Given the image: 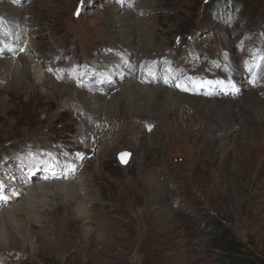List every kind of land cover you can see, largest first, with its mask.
I'll use <instances>...</instances> for the list:
<instances>
[{"label":"rangeland","instance_id":"1","mask_svg":"<svg viewBox=\"0 0 264 264\" xmlns=\"http://www.w3.org/2000/svg\"><path fill=\"white\" fill-rule=\"evenodd\" d=\"M11 10L20 13L21 26L8 25ZM125 10L139 19L133 23L130 53L122 40L110 41L104 22L110 11ZM147 34L157 37L160 50L149 58V69L159 75L164 65L167 73L162 82L172 92L192 93L190 87L200 97L234 100L258 90L264 101V0H0V49L15 44L28 68L26 88L12 85L0 74V218L5 217L11 227L6 229V240L0 239V264H228L225 245L213 227L215 220L229 230L228 238L240 242L244 254L264 264V138L239 140L245 137L241 125L254 127L250 117L236 120L228 129L231 151L223 176L221 160L210 159L206 140L194 135L201 120H209L206 131L223 129L209 116L197 113L189 128L170 121L161 129L162 107H157L155 119H141L121 101L115 106L109 102L106 110L102 100L94 99L104 97L108 88L121 92L127 81L103 78L108 58L124 54L135 75L148 53L137 55ZM108 42L117 49L108 48ZM229 58L230 66L222 61ZM44 64H66L70 78H62L61 73L51 77L52 68L43 69ZM245 72L256 73L250 89L228 84L229 74ZM50 77L62 86L55 88ZM153 77L145 75L150 85L159 84V78ZM240 84L247 86L244 78ZM74 86L93 97L90 107ZM96 111L101 115L91 113ZM126 112L132 119L120 120L121 131H115L114 137L100 129L102 146L93 157L88 147L92 141L87 140L91 130L98 133L100 119ZM156 127L157 133L150 134ZM118 141L124 149L115 145ZM235 148H244L241 153L247 161L241 191L237 179L228 175ZM19 155L28 156V167L30 162L49 164L57 159L75 164L66 179L31 183L28 177L12 178L20 169L18 163L9 165L12 173L4 171L6 157ZM121 157L128 158L125 165ZM199 158L205 160V168H199ZM83 163H87L84 182L89 181L91 188L85 194L75 193L79 203L73 206L56 191L68 182L73 188L80 184L78 167ZM93 167L100 169L97 176H92ZM201 169L207 173L201 174ZM27 188L40 194L37 207L23 205ZM76 217L84 219L78 222L79 229L70 224ZM54 246L57 249L51 252Z\"/></svg>","mask_w":264,"mask_h":264},{"label":"bare ground","instance_id":"2","mask_svg":"<svg viewBox=\"0 0 264 264\" xmlns=\"http://www.w3.org/2000/svg\"><path fill=\"white\" fill-rule=\"evenodd\" d=\"M11 11L13 12V15H12L13 19H10L8 25L11 28L21 26L22 24L20 22V18H21L20 13L15 12L13 10H11ZM106 17L107 18L104 19V22H105V25L110 30V34L108 35L110 41L112 42L113 40H117V42H119V40H122V42H120L122 47L126 48L128 53H130V51H131L130 49H132L134 47L133 43H132L133 41L131 40L132 37L135 36L134 32H133V23H135V24L139 23L138 17H136V16L133 17L130 10H125L121 14H117L114 11H110L109 14H106ZM143 38L144 37L141 38L143 45L141 46V48H139L140 50H139V53L137 55L144 54L146 52H148V53H147V56L143 57V61L137 65L138 67H137V72L135 73V75H132L133 73L131 74V70L129 68H130V65H132V64L128 62V57L125 58L126 56H124V54L119 53L117 56V59H115V60H113V58H108V59L106 58L108 60L106 63V67H104L105 69L101 68L102 69L101 73H102L103 78H105V77H117L118 78L119 77V79L126 78L127 81H126V83H123V84L121 83L122 84L121 85V92H116V91H113L112 88H108L105 92L104 97H102V98L98 97V98H94V99L102 100V108H105L106 110L108 109V107H106V106L108 104H110L109 102H114L113 104L115 106L116 103H119V101H121V104L126 106L127 111L128 110L132 111L133 113H135V115L137 117H140L141 119L142 118H144V119L149 118L151 120L155 119L154 117L156 115V110L158 109L157 107H162L163 109L161 110L160 114H162V116H165V117L164 118L162 117L160 119V123L158 124L159 125L158 128L160 127L161 129H163V125L165 122L170 123V121H174L178 125H185L187 128H189L191 122L195 120L197 113H199L201 115V117L203 115L209 116L211 118V121L215 122L217 124V126H219V127L221 126V128H223V129H216V130L209 129L208 131H206L207 123L209 122V120H207V119L201 120V128L198 132H194V135L200 134L201 137L204 140H206L204 143L207 145L206 146L208 148L207 149V155H209L210 159L221 160V162L223 163V167L221 169V175L224 176V172L227 171L226 170L227 168H226V166H224V163L226 162L227 158H229L228 155L231 151V146L228 142V129L232 125H234L236 120H239L242 122V119L246 116V117L251 118V120H250L251 125L254 124V127H244L245 125L240 126V130H239V131H241L240 133L245 135V137H242L241 139H239L240 141H244V140L247 141L248 139L250 140L253 138L256 139V138H260V137L264 138V101L261 99L260 96H258V94H257L258 90L254 91L256 93H253V91L249 92V93L247 92V94H245V95L243 94L244 96L242 95L243 97H237L234 100L231 99L232 97H230V99H228L226 97H223V98L200 97L199 95H196V94L194 95L193 89L190 87L188 89H190L192 91V93L186 94V93H183L180 91L177 93L172 92L170 90V88L168 87V85H165L162 82V81H164V79H166L165 74L167 73V68L161 64L163 71H159V73L161 72L159 75L155 74L152 70L149 69V65H150V62H149L150 59L149 58L152 57L154 54H156V55L160 54V50H158L157 46L155 45V43L157 41V37L155 35L154 36L148 35L144 39ZM111 42L107 43V46H109L108 48L117 49L114 46L111 47V44H110ZM92 46L93 47L97 46V43L95 42V44ZM15 47H17V46L15 44H12V45H8L7 47H2L0 49V74H2L3 76H5L7 78H10V80L12 81V85H14V86L20 85L21 87L26 88L27 84L25 83V80L28 79V68H27L26 60L21 56L20 53H17V50ZM161 56H162V54H161ZM157 58H155V59H157ZM231 58H229L228 60L223 59L222 61H224V62L226 61L228 66H230V62L232 61ZM122 66H124V67H122ZM41 67L43 69L45 67L47 69L51 67L52 68L51 69L52 74L48 73L51 77L57 76L58 73H61L62 78H64V77L70 78V72L67 71L68 66L66 64H63V65L52 64V66L51 65L47 66L46 64H44V65H41ZM242 68H244L246 70L245 66H243ZM229 69H230V67H229ZM63 73L65 75H63ZM253 74L255 75L256 73H253ZM253 74L250 75V74H248V72H245L244 75H242V74L237 75V74L231 73L228 75L229 76L228 79L230 80L231 83H228V84H231V85H233V87H236L237 86L236 83H238L240 85L241 89L243 88L245 90H248L252 87ZM145 75H149V76L154 75L153 80L159 78V84H154V82H153V84L151 83V85H150L149 81H151V80H149V79L146 80ZM45 76H46V73H45ZM158 76H160V77H158ZM51 77H50V80L49 79L48 80L51 81L52 85H54L55 88L62 86L61 84H56ZM241 78H244V80H246V84H247L246 87H244L243 85L240 84ZM113 79H115V78H113ZM165 83H166V81H165ZM224 83H226V82H224ZM73 88H74L73 91L78 92L81 95V98H83L86 101L88 106L92 104L93 97L90 96L89 93H87L85 91H83V93L80 92L77 89V86L76 87L74 86ZM177 101H182L183 103L177 104L176 103ZM225 105H226V110L223 107ZM169 106L170 107L173 106V108L169 109L170 111H166V113H165L164 109H166L167 107L169 108ZM109 107H111V105ZM251 109L254 110L255 112L257 111V113L260 115V117L255 116L254 115L255 112L253 113V111ZM172 112H173V114H172ZM91 113H93L94 115L95 114L101 115V113L99 111L91 112ZM150 113H154V114H150ZM257 113H256V115H257ZM130 118H131V116H129L127 113V114H120V116H112L110 119H103V120L100 119L99 120V122L97 124V128L99 129L98 133H92V130H91L90 135L87 137L88 141H92L89 143L88 147L91 149V153L93 151V153H92L93 157L94 156L97 157L98 153L100 152V146H102V138H101L102 130L109 131V133L112 132L111 136L114 137L115 135L113 133H115V131H121V121L120 120L126 121V120H130ZM253 118H257V120H254ZM141 119H140V121H141ZM115 124H117V125L114 126ZM158 128L156 127L155 131L150 132V134L157 133ZM177 128L180 129V127H177ZM100 129H102V130H100ZM109 133H108V135H109ZM94 134H95V136H94ZM170 136L174 137L173 134ZM179 137H181V134L179 135ZM115 139H117V137ZM212 139H213V141H212ZM108 140H110V137H107L106 145L109 142ZM210 142H212V145H210ZM150 143H154V140H151ZM115 145L116 146L119 145L121 149H124L122 147L123 146L122 142H120V141L115 143ZM211 146H212V148H211ZM234 146H233V148H234ZM44 149H49V148L44 147ZM40 150H42V149H40ZM205 150H206V148H205ZM238 150H239V152H238ZM243 150H244V148H242L241 150H240V148H235L234 152H235L236 158H234V163L231 166V169L228 171V175L230 176L231 180L234 178L237 179L236 181L238 183L240 191L242 190V181L245 179L243 166L245 167V165H247V161L244 157V154L241 153ZM81 151H83V150L81 149ZM60 153H61L60 151H57V154H60ZM69 153L71 155H75V152H73V153L69 152ZM77 153H80V152H77ZM7 155H9V153ZM65 156L67 157V155H65ZM248 157H249V155H246V158H248ZM8 158L9 157L7 156L5 159V162H3L4 164L7 163L6 167L3 166L4 171L8 172V173L9 172L12 173L13 169H11V167L16 166L18 163L17 167H19V164H20V169L19 168L15 169V171H14L15 174L12 175V178H19V177H25L26 178V177H28L27 179L31 180V183H32V181L40 180V179L42 180L43 178H45L48 181L57 180L58 177L66 179L68 177L67 175H68L69 170L75 164V163H73L74 161L71 159H69V160H65V159L64 160H58L57 159V161L55 163L48 162L49 164L42 163V162L37 163L36 161H35V163L30 162L29 163V165L31 167L30 168L25 163V159L28 158L27 155H25V156L19 155L18 157L13 156V157H10L9 159ZM67 159H68V157H67ZM199 160H200V162L198 163ZM8 161H10V162H8ZM23 161L25 163L24 166L22 165ZM97 163H98L97 165H100L99 159L97 160ZM197 163H198L199 168H205V160L203 158L197 159ZM81 165H82V167L80 169L78 167V173H79V176H81L79 178V179H81L80 184L78 186L75 185L76 187L73 188L70 184L71 182H68L67 184L62 185L60 192L56 191L57 195L62 194V195H65L66 197H68V199H69L68 204L70 203L73 206H76L77 203H79L78 197H76L75 193L85 194V191H87L86 193H88V191H90L89 189L91 188V186L89 185L90 182L89 181L84 182L86 178L85 179L83 178L85 175L84 172H85V169H86L85 167L87 166V163H86V165L84 163ZM35 168L39 169L37 171H41V173L43 175L36 174V172L34 171ZM96 168H94V167L92 168V170L95 169V171H93L94 173L92 176H97L98 172L100 171V169L97 170ZM198 171L201 174L207 173V170H203V169L198 170ZM256 175H257V172H254V178L256 177ZM35 177H36V179H32ZM11 182H13V181H11ZM36 182L38 183V181H36ZM22 184L19 186V188L23 186ZM52 186H55V184L50 185V187H51L50 189H53ZM26 187L27 186L24 185V188H26ZM36 187H39V186H36ZM11 193L12 192H10V194ZM14 194L15 193H13V195ZM39 195L40 194L38 193L37 189L27 188V192H26V195L24 198L25 201L23 203L24 206H27L26 209L27 208L29 209V207L30 208L34 207L35 204L40 201L39 199H41V198L39 197ZM36 207H37V204H36ZM52 210H54V209H52ZM53 212L54 211H49L48 213H53ZM5 220H6L5 217L0 218V239L3 238V241L6 240V229L7 228L11 229L10 223L6 222L7 220L6 221ZM78 222L84 223V219L80 218V217H76V219H73L70 224L77 226L79 229ZM67 226L71 227L72 225H67ZM52 231H53V229H51V232ZM60 235H63V236L65 235L63 230L61 231ZM56 246H54V248H51L50 251L52 252V250L57 249L58 246H57V248H56ZM79 250L82 251V249H80V248H79ZM84 253H85V251H84ZM85 255H86V253H85Z\"/></svg>","mask_w":264,"mask_h":264},{"label":"trees","instance_id":"3","mask_svg":"<svg viewBox=\"0 0 264 264\" xmlns=\"http://www.w3.org/2000/svg\"><path fill=\"white\" fill-rule=\"evenodd\" d=\"M213 227L216 231V236L219 237V241L225 245V251L227 252L224 257L228 259V264H257L255 260H252L250 256L242 252L240 242H236L232 236L228 238L230 232L220 222L215 220Z\"/></svg>","mask_w":264,"mask_h":264},{"label":"snow or ice","instance_id":"4","mask_svg":"<svg viewBox=\"0 0 264 264\" xmlns=\"http://www.w3.org/2000/svg\"><path fill=\"white\" fill-rule=\"evenodd\" d=\"M5 47H7V46L5 45ZM261 59H264V57H261ZM208 83H212V82L209 81ZM217 83H223V82L222 81H217ZM229 83H231V82L229 81ZM177 86L180 87V85H177ZM184 90H187V89L185 88ZM121 155L124 156V155H127V154H121ZM77 156L80 157V158H83V154L82 153H77Z\"/></svg>","mask_w":264,"mask_h":264},{"label":"water","instance_id":"5","mask_svg":"<svg viewBox=\"0 0 264 264\" xmlns=\"http://www.w3.org/2000/svg\"><path fill=\"white\" fill-rule=\"evenodd\" d=\"M127 161H128V158H127V157H121V159H120V162H121L123 165H125V164L127 163Z\"/></svg>","mask_w":264,"mask_h":264}]
</instances>
